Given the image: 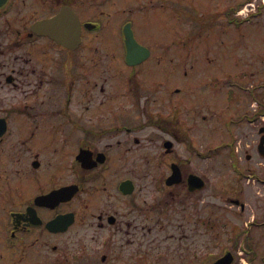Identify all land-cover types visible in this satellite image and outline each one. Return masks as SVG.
I'll return each mask as SVG.
<instances>
[{"label":"flooded vegetation","instance_id":"obj_1","mask_svg":"<svg viewBox=\"0 0 264 264\" xmlns=\"http://www.w3.org/2000/svg\"><path fill=\"white\" fill-rule=\"evenodd\" d=\"M248 25V69L211 77ZM216 155L245 210L239 182L264 184V0H0V264H242L264 221L225 232Z\"/></svg>","mask_w":264,"mask_h":264},{"label":"rangeland","instance_id":"obj_2","mask_svg":"<svg viewBox=\"0 0 264 264\" xmlns=\"http://www.w3.org/2000/svg\"><path fill=\"white\" fill-rule=\"evenodd\" d=\"M248 6H245L244 9V13H247V8ZM167 20H161V19H156V21H152L151 24H157V33H161V38H164V41H166L167 39H169V35L168 34H163L161 32L160 29L163 30V24L166 22ZM164 22V23H163ZM184 23L186 26H189L188 22H182ZM175 24H177V22H175ZM187 27H185L186 29ZM202 28H200L201 30ZM182 30H183V25H182ZM147 32H151L152 28H146L143 27L141 28V35L142 33L144 34ZM185 31L180 32V34L177 37H181L184 34ZM255 33V28L253 27V25H248L247 31L245 28L242 29L241 31V39H240V46L238 51L236 52V54H234L235 57H237L236 59H234L233 53L234 50L232 49L231 45V39H232V35L228 34L226 37V41L224 43L223 48L220 50V53H216L215 51L210 54V57H214L215 60L213 59L212 63L217 62V60L219 61V65H215L213 64L211 65H207L205 67L206 71H208L209 75L211 77H216V76H220L221 78H226V77H231V75H227L228 73L230 74H234L235 72H243V70H247L248 69V64L250 61V45L252 43V38L254 36ZM245 34V35H243ZM233 46V44H232ZM234 47V46H233ZM218 58V59H217ZM221 63V64H220ZM239 63V64H238ZM222 65V66H221ZM222 67V68H219ZM198 67L195 66L194 68H189V72H190V76L195 75V73L198 71ZM184 71V70H183ZM182 71V75L183 72ZM221 72H225V75L220 74ZM143 78V77H140ZM165 113H167L169 111L168 107H166L165 109ZM213 118V117H211ZM208 126H217L218 123L216 122V119H210L208 121ZM207 132L201 133L202 137L208 138V142L209 145L211 144H216L219 141V137H221L220 133L218 131H210L208 134H206ZM162 137H164V134H161ZM162 142V139H161ZM162 144L161 147L159 149L160 152H162ZM147 152H150V150H144ZM217 163H218V156H214V157H210L208 159V175H209V187H208V194L212 195L214 193H217L218 191L222 192L223 194V207H224V221L228 224L225 226V232H230L231 231V226H235V227H242V228H247L249 226H251V221H254L256 223H261L264 221V217H263V213H264V184L259 183L258 181L256 182H250L248 183V181H245V183L240 184L239 182V187L238 189L244 188L245 189V193H246V198L245 200L248 201L249 204H247L246 209L245 210H241L240 207L236 206L233 203H230L228 200V195L232 194V191L230 190V187L232 185H234L235 183L233 181H227L225 180L223 182L224 186H225V190L221 187V185L219 184V182L216 180V177L214 175L218 174L219 171L217 170ZM132 164V163H131ZM195 166L198 167V165L195 164ZM131 167V165H130ZM224 173H227V171H224ZM236 185V184H235ZM237 191V190H236ZM238 193V191H237ZM253 193V194H252ZM239 195V194H237ZM212 199V198H211ZM213 201H215V203L218 201L219 203L221 202L220 198H215ZM211 202V200H210ZM217 205V204H215ZM209 210L211 211V208H209ZM213 215V214H212ZM252 228H251V232L249 236L252 235H256V239L257 242H255L252 246V251L250 252L249 250V246L247 245L248 243H245V240L240 239L238 241V248L240 251V256L242 257V264H251L249 262V256H251L252 262L256 263V264H264V234L261 236V234H259V232H257V230H259V228L261 227L262 230H264V225L260 224V226H257L256 224H252ZM234 231H237V229H235ZM227 237V235H226ZM228 246L224 245L223 250L226 249ZM220 248H222V246H220ZM219 247H216L215 250H218L219 252L222 253V250Z\"/></svg>","mask_w":264,"mask_h":264},{"label":"water","instance_id":"obj_3","mask_svg":"<svg viewBox=\"0 0 264 264\" xmlns=\"http://www.w3.org/2000/svg\"><path fill=\"white\" fill-rule=\"evenodd\" d=\"M216 264H221V261H219V262H216Z\"/></svg>","mask_w":264,"mask_h":264}]
</instances>
